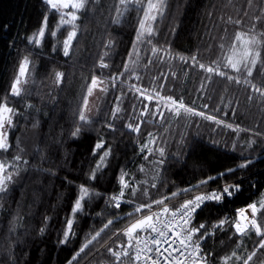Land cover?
<instances>
[{
    "label": "trees",
    "instance_id": "1",
    "mask_svg": "<svg viewBox=\"0 0 264 264\" xmlns=\"http://www.w3.org/2000/svg\"><path fill=\"white\" fill-rule=\"evenodd\" d=\"M147 4L148 0H125L124 4L120 0H88L78 11L77 35L69 55L64 56L63 42L72 26L60 25V15L45 0H0V103L13 109L12 123L5 125L10 147L0 150V163L11 165L8 171L13 173L7 190L0 192V264H69L108 219L113 223L72 264H117L108 249L122 252L119 246L127 245L121 230L144 214L127 215L136 204L171 197L175 192L179 195L164 203L176 207L197 191H220L226 184H238L241 190L220 202L206 201L191 222L195 227L205 225L194 240L205 230L211 233L199 241L202 252L210 254L207 264H225V260L226 264H244L264 239L251 226L244 235L234 228L240 209L252 203L259 207L264 200V96L252 87L264 91V0H164L163 15L158 14L152 23L154 36L145 35L139 43L136 36ZM45 17V35L37 45L33 38ZM238 32L260 41L251 46L253 52L260 53L251 77L243 68L235 73L223 66L224 58L233 54V43L236 55L245 47L234 41ZM134 43L138 56L133 52ZM153 47L167 51L163 61L162 52L152 55ZM105 52L107 56H103ZM130 53L139 80L128 72L119 75ZM193 54L206 67H215L212 62L219 60L220 70L241 83L179 59ZM102 56L108 68L99 67ZM25 57L30 63L20 85L21 95L14 96L11 86ZM57 73L64 74L59 84ZM113 75L117 77L115 87ZM93 76L103 81L106 91L95 112L89 114L83 101L88 100ZM131 84L147 88L149 93L155 89L177 101L183 98L186 106L224 123L183 110L177 116L165 109L163 120L140 117L143 104L128 90ZM118 96L121 111L113 117ZM155 102L144 101L149 113ZM82 108L87 123L79 120ZM141 119L146 122L140 124L138 133L127 127L129 123L135 127ZM77 128L80 131L73 136ZM153 137L155 144L144 148ZM160 147L163 157L157 150ZM106 151L109 155L105 157ZM17 156L19 160H15ZM247 159L254 163L239 168ZM228 169L236 171L219 178ZM93 173L95 179H90ZM122 173H126L129 187L117 209L109 197L119 194ZM209 176L217 179L201 184ZM81 185L100 195L86 199L84 210L73 214ZM127 200L133 203L123 202ZM256 219L264 230V209ZM221 220L226 221L224 225L213 228ZM68 221L72 224L68 241L61 243ZM128 251L120 264H134V246ZM248 264H264V249Z\"/></svg>",
    "mask_w": 264,
    "mask_h": 264
},
{
    "label": "snow or ice",
    "instance_id": "2",
    "mask_svg": "<svg viewBox=\"0 0 264 264\" xmlns=\"http://www.w3.org/2000/svg\"><path fill=\"white\" fill-rule=\"evenodd\" d=\"M88 0H45V3L50 7V9L56 10L57 13L60 15L61 20L60 23L62 25H71L72 31L68 33L67 39L63 42V55L68 56L72 40L76 37L77 31H76V25L75 21L79 19L78 15H76V12L84 9L85 5L87 4ZM121 4L125 3V0H120ZM72 8V12H68L67 16L69 18H65V13L61 11V9H68ZM148 11L144 14L143 21L139 24V31L136 36V42L142 43L145 35L147 37L154 36V32L152 29L151 24L145 27V21H155L156 15L151 14L153 10L158 12L161 16L163 15L164 10V0H159L158 3H152V0H148L147 4ZM116 23H119V20L115 21ZM236 23H240V21H236ZM47 25V17H45L44 25L39 30L36 37H34V41L37 45L40 44L41 38L45 35V28ZM52 36H55L56 33L53 31L51 33ZM234 41H239L242 45L245 47L243 48L242 53L239 55H236L235 53V43H233L232 48L230 51L233 53L232 55H229L224 58V68L229 69L235 73H240L242 71V68L246 71V74L248 77L252 76V70L255 68L257 59L259 58V51H252L251 46L253 45H259L260 41L257 40L255 37L251 39L245 38V33L238 32L235 37ZM30 42H32L30 40ZM148 43H151V40H148ZM106 47H110L109 45H106ZM221 49H223V45L221 44L219 46ZM133 52L138 56L139 55V49L137 46V43H134L133 45ZM152 55L155 56L157 53L162 52V55L160 56V60L163 61L164 55H167L166 50L157 49L156 47H153L151 49ZM108 52H105L103 56H107ZM103 56L100 58L99 61V67L101 69L108 68V63L104 62ZM251 57V59H249ZM180 60L185 61L186 63L190 60L193 66H198L200 69H203L205 72L210 74H215L220 77H226L228 80H235V83L240 84L241 81L239 78L233 77L232 75H229L226 71H221L219 67V60L213 61L212 64L216 65L214 66H205V64L200 63L197 59V56L193 54L190 58L180 56ZM29 60L27 57L23 59L21 62L20 68H19V74L18 77L15 79L14 83L11 86V94L14 96H20L21 95V83L22 78L25 77V74L27 72L28 66H29ZM129 63L132 64V67H129ZM149 64L152 63V60L149 59ZM135 60L132 59V54L129 55V60L126 62L123 66V71L119 74L120 76H123L125 72H128L131 74L133 78L136 80H139L140 77L135 74L134 68H135ZM63 73H57L56 74V83L59 84L63 79ZM175 74L173 73V76ZM111 79L113 81V87H115V81L117 77L115 75L111 76ZM167 79V77H165ZM210 79V77H209ZM103 83L102 80H98L96 76H93L91 79V84L87 89V96H91L93 94V89H96L100 87V85ZM244 83H250L249 81L245 80ZM161 90L163 89V83L159 86ZM253 89L257 92H260L262 96H264V91H262L260 88H257L255 85H252ZM130 92L133 93V95L136 97V99L140 100V102L143 104V109L140 111L139 116L145 117V116H151V118L155 119L157 116H159L160 120L164 119V110L167 109V111L173 113L174 115H180L181 110L185 114H193L198 115L201 117H204L207 120L213 121L216 124H223L224 121L217 120V118L213 115H206L203 111H195L193 108L188 107L184 104L183 98H181L179 101L173 98V96H162L159 91H155L153 89V93H149L147 88H144L142 86H137L136 84H131L128 89ZM100 91H106V88H100ZM143 98L142 100L140 98ZM117 104L113 108V117H115L116 113H119L121 111V108L119 106L120 97L117 98ZM251 99V96L249 97ZM155 100V104L153 106L152 112L149 113L148 110V103H144V101L152 102ZM87 97L83 101V108H87ZM204 108H207V105L203 106ZM82 110L79 113V120L83 121L85 123L88 122V117L85 115L84 111ZM13 114V109L11 107H8L7 104L0 103V130H4L5 123L8 125H11V115ZM143 119L139 120L138 123H136L135 127L132 123L127 124V127L131 129L133 132H139L140 131V124L145 123ZM228 128H233L232 124H226L225 125ZM109 127H113V125L109 124ZM239 126H237L236 129H233L234 131L238 130ZM80 129L77 128L72 135L76 136L79 133ZM150 137L152 136L151 133L148 134ZM156 138L153 137L147 143L145 144L144 148H147L148 144H155ZM101 145H97V147H100ZM10 147V144L8 143V137L7 132L0 131V150L7 151ZM144 148L141 149V151H144ZM159 152V155L163 157L164 155V149L162 147L157 149ZM110 151V150H109ZM152 149H148V153L151 154ZM109 152L106 151L104 153V156H108ZM20 157H15V160H19ZM145 159H147V156H145ZM103 161V158H101V162ZM159 163H163V160H160ZM254 163V160L247 159L245 163H242L238 165L239 168H247L249 164ZM11 167V165H7L5 163H0V192H5L7 190L8 183L11 182L13 173L8 171V168ZM101 164H97V168H100ZM143 170V169H141ZM236 169H228L225 172H221L219 174V178H223L224 175L234 172ZM126 173H122L119 177V183L121 185V189L118 195H113L109 197L110 203L117 209L121 207L122 198L124 197V189H127L129 187L128 182L125 180ZM90 179H95V173H93L90 176ZM217 179L216 176H209L206 180L201 181V184H207L209 180ZM155 187V184L152 185ZM191 189H185L184 191H190ZM240 186L237 185H230L226 184L222 187L220 191H217L213 189L208 194H201L195 196L191 200L185 201L182 205H180L175 210H171L165 203V200H170L179 193H172L171 197L165 196L161 199L157 200H150L146 204H136L133 212H129L128 216H133L136 213L144 212L145 214L142 216H139L138 218H135L132 222L129 223V225L123 230V235L127 237V245H120L123 249V251H114L113 249H108V251L116 258L117 264H120L121 257H128L129 251L128 249L133 248V241L135 240V247L136 252L133 257L134 264H139L142 260L146 262V264H160L161 259L163 260V264H207V260L210 254L203 253L202 249L200 247V242L207 238L211 233H209L207 230H205L202 234L199 235L198 240H194V237L197 236V234L201 233V229H205L204 224H200L198 227L192 226V219L193 215L196 212L197 209L201 207V205L205 201H212L215 200L217 202H220L223 200L225 196L232 197L236 192H239ZM136 193V188H132V196L134 197ZM100 195L97 192L90 191L88 187H85L83 185L80 186L79 189V195L76 199L74 206H73V214L80 211L82 212L84 210V204L83 202L86 199H91L94 196ZM124 203H133L131 200L123 201ZM153 205H159L162 206L158 211L153 209ZM248 209L251 210L252 218L249 220L248 217L245 215V213L248 211ZM264 209V200H261L259 202V207L256 203H252L248 205L245 209H241L238 214V220L234 223V228L236 233L240 235H244L247 232V229L249 225H251L252 229L255 231L257 236L264 237V230H262L260 224L257 223L256 215L261 210ZM146 210V211H145ZM167 214L168 218H164ZM225 220L219 221V224L214 225L213 228H221ZM113 223L112 219H108L107 222L103 225V227L95 233L89 240H87L86 243H84L79 251L75 253V255L72 257V260L69 261V264H72V261H75L77 257L80 256L81 253L85 251L88 246L97 239L101 235V232H103L105 229H107L111 224ZM71 221H68V231L64 233V239L61 241V243H66L68 241V235L71 231ZM170 233V234H169ZM141 243H143L144 247H140ZM151 245V246H150ZM165 245H167L165 247ZM259 249H264V239H261L259 241L258 247L256 250H254L250 255L247 256V259L244 261V264H248V261H251L253 257L256 255V252L259 251ZM178 253V255H176ZM143 254V255H142ZM167 254V255H165ZM235 255V253H233ZM226 264V260H225Z\"/></svg>",
    "mask_w": 264,
    "mask_h": 264
},
{
    "label": "rangeland",
    "instance_id": "3",
    "mask_svg": "<svg viewBox=\"0 0 264 264\" xmlns=\"http://www.w3.org/2000/svg\"><path fill=\"white\" fill-rule=\"evenodd\" d=\"M61 11H63L64 13H65V18H69L68 16H67V13L68 12H72L73 11V9L72 8H68V9H61ZM151 14H155L156 15V17H157V15L159 14L158 12H156L155 10H153L152 11V13H150V15ZM76 15H78V11L76 12ZM152 23H153V21H145V27H147L149 24H151V26H152ZM60 25H62L61 23H60ZM71 31H72V29H71ZM67 39V38H66ZM73 41V40H72ZM100 88H102V86L100 85V87H98V88H96V89H93V94L91 95V96H89L88 97V104H87V111H88V113L89 114H93L94 112H95V110H96V106L98 105V103H99V101H100V99H101V96H102V91H100ZM5 125H7V123H5ZM6 130V127L4 128V130H0V131H5ZM247 207V206H246ZM246 207H244V208H242V209H245ZM241 210V209H240ZM239 210V211H240ZM239 211H238V214H239ZM145 214V213H144ZM143 214V215H144ZM245 215L248 217V219L250 220L251 218H252V214H251V210L250 209H248V211L245 213ZM142 216V215H141ZM257 216V215H256ZM237 218H238V216H237ZM238 220V219H237ZM258 223V222H257ZM259 224V223H258ZM249 226H251V225H249Z\"/></svg>",
    "mask_w": 264,
    "mask_h": 264
},
{
    "label": "built area",
    "instance_id": "4",
    "mask_svg": "<svg viewBox=\"0 0 264 264\" xmlns=\"http://www.w3.org/2000/svg\"><path fill=\"white\" fill-rule=\"evenodd\" d=\"M212 190H209V189H203V190H200V191H197V192H195L193 195H191V196H189L188 198H186L183 202H181L179 205H177L176 207H172L171 205H170V203H165L171 210H175L176 208H178L180 205H182L185 201H187V200H191V199H193L195 196H197V195H201V194H208V193H210ZM206 202V201H205ZM204 202V203H205ZM203 203V204H204ZM202 204V205H203ZM162 206H157V207H154L153 209L154 210H159L160 208H161ZM197 211V210H196ZM196 213V212H195ZM195 213H194V215H195ZM194 215H193V217H194ZM164 218H168L167 217V214L165 215V217ZM128 226V225H127ZM126 226V227H127ZM125 227V228H126ZM124 228V229H125ZM124 229H122L121 230V232H123V230ZM170 234V233H169ZM133 246H134V250H135V252H136V247H135V240L133 241ZM151 246V245H150ZM167 245H165V247H166ZM140 247H144V245H143V243H141V245H140ZM143 255V254H142ZM165 255H167V254H165ZM176 255H178V253H176ZM139 264H146V262L145 261H141V262H139ZM160 264H163V260L161 259V262H160ZM185 264H187V262H185Z\"/></svg>",
    "mask_w": 264,
    "mask_h": 264
}]
</instances>
